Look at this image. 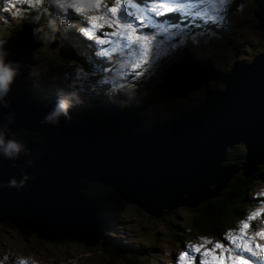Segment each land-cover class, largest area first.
<instances>
[{
	"label": "water",
	"instance_id": "water-1",
	"mask_svg": "<svg viewBox=\"0 0 264 264\" xmlns=\"http://www.w3.org/2000/svg\"><path fill=\"white\" fill-rule=\"evenodd\" d=\"M254 1L253 27L264 30V0ZM39 36L36 21L28 20L0 40L9 53L6 61L22 62L6 97L9 107L0 105V128L7 124L8 138L16 140L25 139L15 133L18 127L41 136L39 142H23L30 155L0 156V220L26 225L39 237L97 238L102 199L83 193L85 180L111 185L117 198L157 218L164 208L192 207L214 197L237 171L246 175L264 163V51L220 73L208 59L182 54L155 87L173 97L204 80L199 102L141 131L135 111L143 104L115 108L103 102L69 111L71 121L61 116L58 123L41 124L57 100H34L21 78ZM209 77L223 87L208 90ZM235 144L243 145L242 160L226 163V149ZM12 179L18 186H9Z\"/></svg>",
	"mask_w": 264,
	"mask_h": 264
},
{
	"label": "rangeland",
	"instance_id": "rangeland-1",
	"mask_svg": "<svg viewBox=\"0 0 264 264\" xmlns=\"http://www.w3.org/2000/svg\"><path fill=\"white\" fill-rule=\"evenodd\" d=\"M134 2L144 8L152 6L151 0ZM40 4V12L45 19L35 12L36 7ZM66 5L68 4L63 6L67 7ZM70 5L68 6L74 9H83L82 12H79V16L83 17L80 20L84 24H80L79 27H76L75 22L71 27L70 16L73 12L67 8H65L66 11H63L62 6L55 3V0H41V2H37V0H0V39H6L7 34L10 36L23 22L28 21L24 19L31 18L30 13H32L33 17L29 20L36 21V27L40 32L37 39L41 43L36 44L30 50L28 57H32L31 63H28L21 78L29 88L31 97L36 101H39L37 94L45 100H57L58 94L64 95L66 91L75 93L79 103L77 100H73L71 112L108 100L115 108L120 107L118 103L124 104L122 107L143 104V107L139 109H142L147 123L155 120L160 121L162 116L168 115L172 111L176 114L187 106L197 104L205 89L204 80H202L192 89L187 90L186 95H174L173 97L159 95L155 85L159 83L163 72L176 58L188 52L196 60H211L215 72L220 73L230 69V65L235 59L234 54H237L236 57L239 60L249 61L255 54L264 50L262 33L253 27V23H255L252 17V10L255 8L254 0H242L235 6H230V3L224 7L216 2L211 7H207V13L218 12L220 16L219 19H216L215 24L192 29L186 25V22L176 25L177 28L183 27L178 37L172 40L170 46L166 44L162 48L157 47L154 54L152 51L153 40L145 41L143 37L134 42L115 40L114 43L107 46L111 58L106 62L104 57L97 55L101 49V45L98 43H95L91 51L92 55L88 54L90 52L89 43L81 37L85 32H78V30L88 28L91 23L90 17L93 16L100 17L101 23L106 22L104 18L111 15L107 11L108 7L116 6L114 0H99V3L97 0H70ZM125 6L128 9V0H125ZM128 11L132 10L128 9ZM50 23H54L56 28L55 39H42L44 33L53 34L49 26ZM98 33V29H92L93 35L96 36ZM164 39L165 37H161V41ZM161 41H156V43L160 44ZM133 43L137 47L133 48ZM62 45L67 49V46H71L72 49L70 54L66 53L65 57L57 60L58 52L63 48ZM36 46L39 48H35ZM126 48L130 50L126 51ZM32 50L35 51L34 58L31 54ZM73 57H77V59H71ZM102 58L100 64H92ZM105 63H107L106 70ZM134 64L137 67L134 68ZM141 69L144 70L143 75H134L135 71ZM90 72L93 73L92 77H89L91 76ZM151 72L156 73L154 80L158 81L155 83L152 80ZM206 87L209 88L208 90H218L223 87V84L218 79L209 77L206 79ZM144 100H151L152 105L149 107V102L144 103ZM95 101L98 102L95 104ZM15 131L17 135H23V138L27 136V140L40 141L24 127H18ZM37 134L40 136L39 133ZM18 141L25 142L26 140ZM252 185L253 187L248 189L249 196L252 197L254 194L261 193L264 188V183L259 185L255 181ZM93 190L95 197L106 195L109 198L101 204V211L105 213L104 217L112 222L116 217L119 218V221L110 223L113 226L107 234L112 235L111 231H114L116 227L124 231L121 234L122 238L126 237V240L134 247L141 249L140 254L144 256L143 264H179L183 261L188 263L187 258L179 259L182 252L188 251L194 245H201L203 251L211 248L214 244L213 241L217 242L215 238L198 234L192 239L184 237L186 241L183 240L181 245L176 244L175 235L181 232L182 226L189 224L194 216V210L178 207L169 211V216L166 219H156L148 216L149 214L142 209H137L133 203L126 204L122 199L113 197L110 190L103 184L94 185ZM255 209L256 204L250 205L248 213ZM8 221V219L0 220V264H14V262H26V264H124L120 259H110L106 256L103 248H98L96 244H99L102 232L99 237L93 240L94 242L74 235L61 236L62 241H57L56 238L59 236L41 239L26 225L17 222H14L16 225L10 224L11 222L7 223ZM242 231L244 230L239 229L233 234L240 235ZM196 232L198 230L192 231V233ZM207 241H211V243H207Z\"/></svg>",
	"mask_w": 264,
	"mask_h": 264
},
{
	"label": "trees",
	"instance_id": "trees-1",
	"mask_svg": "<svg viewBox=\"0 0 264 264\" xmlns=\"http://www.w3.org/2000/svg\"><path fill=\"white\" fill-rule=\"evenodd\" d=\"M134 1H137V0H134ZM241 1L242 0H230V3H231L230 6H235ZM66 6L67 7L62 6L63 11H66L65 8H67L69 9V11L73 12L71 13V16H70L71 27H73L74 22L76 23V27H79L80 24L82 23L84 24V22L80 20V19H83V17H80L79 13H77L74 8L69 7L68 5ZM40 11H41V4L38 5V7H36L35 12L38 16H42ZM30 15L32 18L33 17L32 13H30ZM252 17L254 19L253 15ZM42 18L44 17L42 16ZM29 19H24V20H29ZM44 24H45V21H44ZM254 25H256V20H255V23H253V26ZM146 31H152V30L149 29ZM8 35L9 34H7V36ZM262 36H263V33H262ZM93 37L95 36L93 35ZM262 46H264L263 43H262ZM67 47L68 49L66 48V46L61 48V51L58 52V56L56 55L57 60H59L58 58L65 57L66 53L70 54L71 52L70 50L72 49V47L71 46H67ZM35 48H39V47L36 46ZM31 54L34 58L35 51L32 50ZM71 59H77V57H73ZM93 65H97V63L95 62ZM231 66H232V63L230 67ZM150 74L151 76H153L152 77L153 82L154 83L157 82L158 81L157 79L154 80V76L156 73L153 74L151 72ZM66 93L68 92L66 91ZM37 95L40 98V95L39 94ZM159 95L164 96L160 92H159ZM147 99H150V98H147ZM97 102L95 101L94 103L96 104ZM143 102L144 103L149 102L148 103L149 107L150 105H152L151 100H144ZM118 105L122 107L124 104L118 103ZM173 115H175V113H173L172 111L170 114L162 116L163 117L162 119L170 118ZM140 116L143 119L142 129L144 130H149L153 123L158 122L155 120L154 122L147 123L146 117L145 115H143L142 111L140 113ZM24 135H27V134H24ZM243 152H244V148L242 144H235L232 147H228L226 149L225 162L239 164L242 160L241 156ZM240 171L241 170L237 171L235 174H233L228 179L227 184L220 190V192L217 195H215L214 197L208 198L205 201H202L199 204L189 208V210H194L195 213L191 221L189 222V224L187 226L186 225L182 226L181 232L175 235L174 240L177 245H181L183 240L186 241L185 238L187 239L189 237L190 239H192L198 234H205L209 237L215 238L216 241H220L222 237H225V234L236 232L239 229H243V223L247 222L248 220L247 218L254 211L258 209H262L261 215L264 214V188L261 190L262 191L261 193L254 194V197L249 196V191H248L249 188L253 187L252 183H254L255 181L259 185L264 183V163H259L257 167L249 174L242 175ZM84 184L87 185V188L84 190L83 193L94 195V190H93L94 185L101 184V183L94 182V181H85ZM107 188L110 190L111 195L113 197L116 196V191L112 187H107ZM99 196H101L105 201L109 199L106 195H99ZM252 204H256V209L253 212L248 213L249 211L248 207ZM135 207L139 209L136 205ZM104 214L105 213L103 211H100L97 214L100 220L103 222V228H104V232H102V235L99 239V244H96L98 248L99 247L103 248V251L105 252L106 256H108L110 259H120L124 264H143L144 256L140 254L141 249L138 247H134L130 242L126 240V237L122 238L121 234H123L124 231L117 229L116 227L114 231L113 230L111 231L112 235L107 234V232L110 230L111 226L113 225L110 224L112 222L111 220L104 217ZM168 216H169V213L167 211L160 218L166 219ZM150 217L155 218L153 216H150ZM252 217H253L252 220H248V223L253 226H256L257 225V215L252 216ZM9 221L7 223H9ZM117 221H119V218L116 217L112 223H115ZM10 222H11L10 224H13V221H10ZM32 230L36 232L34 229ZM193 230H198V232L192 233ZM56 239L57 241H62L60 237ZM213 242L215 244V241ZM179 264H184V262H180ZM187 264H191V261H189Z\"/></svg>",
	"mask_w": 264,
	"mask_h": 264
},
{
	"label": "snow or ice",
	"instance_id": "snow-or-ice-1",
	"mask_svg": "<svg viewBox=\"0 0 264 264\" xmlns=\"http://www.w3.org/2000/svg\"><path fill=\"white\" fill-rule=\"evenodd\" d=\"M41 2V0H37ZM64 0H55V3L62 5ZM197 3L202 4L203 0H157V4L162 5L158 7L149 6L147 8L136 4L134 0H128V11L125 8V0H114L116 6L108 7L107 11L111 15L105 17L104 23H101L100 17H90L91 23L88 28H82L81 31L85 32L90 39H95V42L101 45L100 51L97 55L104 57L107 62L111 57L109 53L108 45L115 42V40H126L127 42L138 41L141 37L145 41L153 40L152 51L155 53L157 47H163L166 44L171 45L172 40L178 37V34L183 30V27H176L175 24L163 25L162 18L169 16L170 14H178L180 17L185 18L188 16L187 12L181 10V6L184 3ZM221 6H228L230 0H217ZM99 3V0H97ZM77 13L82 12L83 9H75ZM125 13V15H121ZM218 12L205 13L203 20L205 23H210L219 19ZM92 29H98L99 33L95 37L92 35ZM107 29V31H105ZM151 29L152 31H146ZM161 37H165L161 41ZM171 39H168V38ZM156 41H161L157 44ZM133 48L137 47L133 43ZM130 49L126 48V51ZM133 67H137L135 64ZM107 69V63H105V70ZM143 69L135 71L134 75H143ZM79 74V73H78ZM103 82V81H102ZM251 220L252 217H248ZM264 219V214H262ZM254 228L253 225L248 222L243 223V229L248 230ZM256 236L264 238V231H257ZM252 238L247 237L246 233H241L240 236H234L229 239L227 236L222 237L220 241L206 250L202 251L201 245H194L188 251H184L180 254L179 259L188 258L191 264H208V261L204 257H211V264H226L228 259V253L234 252L232 257L234 264H256L257 259H262L261 252H264V245L256 243L254 246L251 242ZM211 243V241H207ZM14 264H26V262H14Z\"/></svg>",
	"mask_w": 264,
	"mask_h": 264
},
{
	"label": "clouds",
	"instance_id": "clouds-1",
	"mask_svg": "<svg viewBox=\"0 0 264 264\" xmlns=\"http://www.w3.org/2000/svg\"><path fill=\"white\" fill-rule=\"evenodd\" d=\"M65 4L71 6L70 0H64L63 4L60 6ZM49 26L52 29L53 34L49 35L48 33H44V35L41 37L42 39H55L54 33L56 28L54 23H50ZM3 43V41H0V105L7 108L9 107V104L6 100V97L11 90V85L14 83L16 77L20 74L22 62L6 61L9 53L5 51ZM74 99L79 103L78 97L75 93L68 92L64 95L58 94L57 103L55 104L53 110L41 121V124L58 123L61 116H64L69 121H71L72 117L69 115V109L73 107ZM10 116L11 114H9V123H11ZM5 129H7V131H5ZM8 137L9 129L8 125L6 124L3 128H0V156H3V158L8 160H17L20 158L22 153L30 155L31 150L28 149L23 142ZM32 163L33 161L30 160L29 164ZM9 186H18L17 181L15 179L10 180ZM253 213H256V211Z\"/></svg>",
	"mask_w": 264,
	"mask_h": 264
},
{
	"label": "bare ground",
	"instance_id": "bare-ground-1",
	"mask_svg": "<svg viewBox=\"0 0 264 264\" xmlns=\"http://www.w3.org/2000/svg\"><path fill=\"white\" fill-rule=\"evenodd\" d=\"M254 4H255V7H256V3H255V1H254ZM254 19L256 20L257 19V17L256 16H254ZM256 24H257V20H256ZM37 28V27H36ZM256 30H258L259 32H261V33H263V35H264V30H261V29H258V28H255ZM37 31H38V28H37ZM39 32V31H38ZM40 33V32H39ZM0 40H5V38H3V39H0ZM263 40H264V38H263ZM264 51V50H263ZM263 51H261V52H263ZM261 52H259V53H261ZM258 54V53H257ZM236 55L237 54H234V61H238L239 59H238V57H236ZM255 56V55H254ZM27 58L30 60L32 57H28L27 56ZM243 61H245V62H250V60L249 61H246V60H243ZM209 62L211 63V65H212V61L211 60H209ZM213 67V66H212ZM232 67V66H231ZM230 67V68H231ZM229 70V69H228ZM157 88V87H156ZM157 90H158V88H157ZM159 91V90H158ZM160 92V91H159ZM161 94H163L162 92H160ZM164 96H168V95H166V94H163ZM168 97H171V96H168ZM105 103H108L109 105H111L108 101H104ZM103 103V102H102ZM137 105V104H136ZM112 106V105H111ZM127 106H130V105H127ZM119 108H121V107H119ZM71 109H69V111H70ZM141 110L142 109H138V110H136L135 111V115L140 119V121H141V124H139V125H136V128L137 129H139V130H141V131H148V130H144V129H142V126H143V119L141 118V116H140V112H141ZM168 119V118H167ZM166 119H162V120H160V121H158V122H155V123H159V122H162V121H165ZM132 127H135V124H132ZM23 128V127H22ZM85 181H94V182H100L101 184H103V185H105V186H107V187H112L111 185H109V184H104L102 181H100V180H98V179H88V180H85ZM87 188V185H85V187L82 189V191L84 192V190ZM113 188V187H112ZM114 189V188H113ZM87 195H91V194H87ZM91 196H96L95 194L94 195H91ZM98 197L99 198H101L102 199V202H104L105 200L101 197V196H99L98 195ZM134 205H136L135 203H133ZM137 206V205H136ZM178 207H185V206H175L174 208H171L170 210H167L166 208H164L163 209V211H165V212H163L160 216H158L157 218H160L163 214H165L167 211L169 212V211H171V210H174L175 208H178ZM139 208V207H138ZM186 208H190V207H186ZM139 209H141V208H139ZM143 210V209H142ZM144 211V210H143ZM145 212V211H144ZM98 214V213H97ZM148 214V213H147ZM150 216H153L154 217V215L153 214H149ZM156 218V219H157ZM19 222V221H18ZM101 222V224L99 225V229H100V232H104V228H103V224H102V221H100ZM13 224H15L14 223V221H13ZM16 225V224H15ZM36 231V230H35ZM50 236H44V237H40L41 239L43 238V239H45V238H49ZM51 238V237H50ZM96 238H92V239H89L90 241H93V240H95ZM94 242V241H93Z\"/></svg>",
	"mask_w": 264,
	"mask_h": 264
},
{
	"label": "flooded vegetation",
	"instance_id": "flooded-vegetation-1",
	"mask_svg": "<svg viewBox=\"0 0 264 264\" xmlns=\"http://www.w3.org/2000/svg\"><path fill=\"white\" fill-rule=\"evenodd\" d=\"M28 132L31 133V135H35L36 137H38L39 139H41V136H39L37 133L30 132V131H28ZM21 137H23V135H21ZM25 137H26L25 139H27V136H25ZM118 199H120V198H118Z\"/></svg>",
	"mask_w": 264,
	"mask_h": 264
}]
</instances>
